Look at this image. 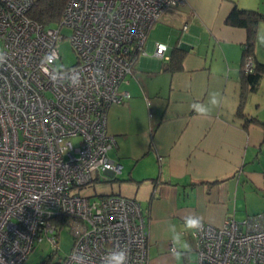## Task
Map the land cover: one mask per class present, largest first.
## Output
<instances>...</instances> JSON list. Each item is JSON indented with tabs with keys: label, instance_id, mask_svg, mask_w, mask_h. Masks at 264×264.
<instances>
[{
	"label": "built area",
	"instance_id": "built-area-1",
	"mask_svg": "<svg viewBox=\"0 0 264 264\" xmlns=\"http://www.w3.org/2000/svg\"><path fill=\"white\" fill-rule=\"evenodd\" d=\"M32 1L0 0V264H26L36 242L57 243L62 218H69L73 242L57 264H77V256L101 264L120 246L130 250L129 264H146L137 200H91L70 191L120 172L108 154L115 145L106 130L108 107L130 96L121 85L148 55L149 29L184 0H67L54 27L27 17ZM61 26L71 29L77 58L67 68L56 67ZM166 51V43H154L153 56L168 60ZM253 65L244 58V72ZM204 223L189 264H264V214Z\"/></svg>",
	"mask_w": 264,
	"mask_h": 264
},
{
	"label": "crops",
	"instance_id": "crops-1",
	"mask_svg": "<svg viewBox=\"0 0 264 264\" xmlns=\"http://www.w3.org/2000/svg\"><path fill=\"white\" fill-rule=\"evenodd\" d=\"M234 6L264 13V0H184L167 8L146 39L151 55L139 56L121 85L130 96L108 107L106 130L115 139L108 154L121 170L106 194L138 201L146 264H177L168 233H183L190 214L220 225L264 212V76L255 87L242 76L246 30L225 22ZM156 41L167 44L168 55L183 52L179 69L153 56ZM257 46L254 61L264 63ZM213 91L222 105L197 115L192 105L212 107ZM185 238L192 251L182 264H189L194 237Z\"/></svg>",
	"mask_w": 264,
	"mask_h": 264
},
{
	"label": "trees",
	"instance_id": "trees-1",
	"mask_svg": "<svg viewBox=\"0 0 264 264\" xmlns=\"http://www.w3.org/2000/svg\"><path fill=\"white\" fill-rule=\"evenodd\" d=\"M67 0H34L30 5L26 15L29 19L36 21L43 26H50L52 23H57L60 20L62 10ZM261 21H264V13L253 10V9H243L234 6L225 18V22L232 26L243 27L246 30V39L242 45V63H241V73L243 78L252 86L255 87L258 84L259 79L264 76V63L254 61V39L257 33V29ZM169 67L172 69H179L181 67V59L183 52L173 50L168 55ZM251 56L253 58V70L250 72H244L243 70V60L245 57ZM164 60V59H162ZM249 120H257L251 117ZM114 180L115 176L112 175L109 178L106 176H97L94 180ZM100 197L106 196L108 194H98ZM57 226L63 225L65 222H69V218H62L57 220ZM60 230V227H59ZM58 230V232H59ZM57 237L59 236V233ZM58 248L54 249L56 252ZM47 255L46 260L43 262L45 264H57L60 258L53 259L54 253Z\"/></svg>",
	"mask_w": 264,
	"mask_h": 264
},
{
	"label": "rangeland",
	"instance_id": "rangeland-1",
	"mask_svg": "<svg viewBox=\"0 0 264 264\" xmlns=\"http://www.w3.org/2000/svg\"><path fill=\"white\" fill-rule=\"evenodd\" d=\"M32 2H34V0ZM57 25L58 23H52L50 26L54 27ZM59 32L61 34V39L58 42L57 49H58V54H59L60 59H58L56 63V67L57 68H67V67L74 65L77 59L76 53L74 49L72 48L71 42H70L71 29L67 26H61ZM150 32L151 30L149 29L147 33V37L149 35L150 37L148 38H151L152 36V33ZM261 39L264 40V21H261L258 27V32L255 37V45H254V49H255V46L258 44L257 54H259L260 58H264V42H262ZM146 46H148L147 41H146ZM146 52H148L147 54H149V56L151 55V53H149L150 52L149 50H147ZM262 85H264V83H262ZM72 142L76 144L78 142V139L73 138ZM111 184H113V181L111 180H104V181L93 180L89 184L83 187L73 188L70 192L71 194H78V195L86 196L92 200V199L99 198L98 194L108 193L110 190ZM258 213L264 214V212H257L254 214H258ZM58 237L59 238H58L57 243H53L52 241H49L46 239H44L41 242H36L34 244L33 249L28 254L25 263L26 264H45L43 262L46 260L47 255L51 254L53 250L56 248H58L57 251L53 252L54 260H56V258L61 259L64 256H66L68 252L70 251V247L73 242V233L71 231V226L68 222H65L62 225V227L59 230Z\"/></svg>",
	"mask_w": 264,
	"mask_h": 264
},
{
	"label": "clouds",
	"instance_id": "clouds-1",
	"mask_svg": "<svg viewBox=\"0 0 264 264\" xmlns=\"http://www.w3.org/2000/svg\"><path fill=\"white\" fill-rule=\"evenodd\" d=\"M4 59V56L0 55V63H3ZM96 74L103 79L102 68L98 67ZM209 95L211 97L210 103L212 107H208L203 103H195L192 105V109L197 115L209 117L222 105V95L220 92L213 91ZM183 228V233L177 232L174 228L168 233L169 252L177 261V264H182L185 255L192 251L191 244L185 238V233L191 234L192 236L202 233L205 229L204 218L199 215L190 214L183 218ZM129 257L130 250L126 246H120L106 253L101 258V264H129ZM75 259L77 260V264H83L82 256H77Z\"/></svg>",
	"mask_w": 264,
	"mask_h": 264
},
{
	"label": "water",
	"instance_id": "water-1",
	"mask_svg": "<svg viewBox=\"0 0 264 264\" xmlns=\"http://www.w3.org/2000/svg\"><path fill=\"white\" fill-rule=\"evenodd\" d=\"M108 175H111L110 173H107Z\"/></svg>",
	"mask_w": 264,
	"mask_h": 264
}]
</instances>
